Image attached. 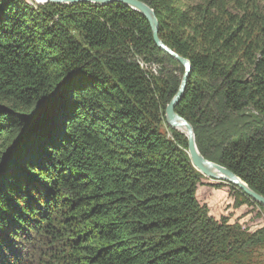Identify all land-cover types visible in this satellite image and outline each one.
<instances>
[{
  "label": "trees",
  "instance_id": "16d2710c",
  "mask_svg": "<svg viewBox=\"0 0 264 264\" xmlns=\"http://www.w3.org/2000/svg\"><path fill=\"white\" fill-rule=\"evenodd\" d=\"M137 1L191 65L175 113L199 154L264 198V129L235 128L249 109L264 122V12ZM138 60L161 64L159 74ZM183 74L123 4L0 0V264H243L238 238L264 230L212 217L186 138L161 132ZM43 103L49 111L18 143Z\"/></svg>",
  "mask_w": 264,
  "mask_h": 264
},
{
  "label": "rangeland",
  "instance_id": "374dc122",
  "mask_svg": "<svg viewBox=\"0 0 264 264\" xmlns=\"http://www.w3.org/2000/svg\"><path fill=\"white\" fill-rule=\"evenodd\" d=\"M31 6H37L33 0H26ZM229 4H235V8L249 4L254 6L258 12H264V0H228ZM232 8V5H231ZM235 11V10H233ZM141 67L144 68L150 75L157 76L162 67L159 63H145L143 60H138ZM159 70V71H158ZM180 74L179 72L176 73ZM245 117L238 119L235 122L236 129H242L243 134H249L254 131L264 129V122L256 112L251 109L244 112ZM249 116V118L247 117ZM237 116L234 117L236 119ZM178 130L171 129L167 126L166 121L161 126V132L168 140L173 139L172 132ZM184 136V135H183ZM185 137V136H184ZM201 184L199 185L198 195L201 204L207 207L209 213L215 219L221 217L227 218L228 224L237 225L247 234H254L257 230H264V212L260 211L253 205L248 204L242 197L235 194L225 182L212 181L202 175ZM243 244L241 253L238 259H241L243 264H264V238H238ZM37 247L31 249L30 255L37 259Z\"/></svg>",
  "mask_w": 264,
  "mask_h": 264
},
{
  "label": "water",
  "instance_id": "95a60500",
  "mask_svg": "<svg viewBox=\"0 0 264 264\" xmlns=\"http://www.w3.org/2000/svg\"><path fill=\"white\" fill-rule=\"evenodd\" d=\"M78 3H88L93 4L97 6L104 7L111 3H120L131 10L135 11L136 13L140 14L145 18V20L148 22L151 32H152V38L155 46L164 52L166 55L171 57L173 60H175L183 69L184 74L182 76L179 88L176 92V94L173 96V98L170 100L169 104L166 106L165 109V121L169 128L177 130L182 129V134L185 136L187 141V154L189 156L190 162L192 166L204 177L216 181V182H225L228 185L234 186L240 192L246 196L248 199L252 200L256 204L262 206L264 208V198L257 193L253 192L251 189H249L243 182L239 180L232 172H230L228 169L215 164L213 162H210L206 159H204L198 152L196 144H195V138L193 134V129L191 125L185 121L183 118L179 117L175 113V108L179 104V102L182 100L184 93L186 91L187 82L189 80L190 72H191V65L188 60L180 57L176 53H174L172 50L167 48L162 41L159 39L158 36V22L155 17V14L152 9H150L146 4L137 1V0H53L48 1L46 3H41L37 5H44V4H55V5H72V4H78ZM56 94H54V97ZM52 101V100H51ZM49 103V102H48ZM43 103V105L40 104V107H37L36 112H34L33 117L27 118V123L29 128L27 127V131L23 133L21 138L18 140V143L22 142L23 139L26 137L27 134H29L39 122L42 121V119L45 117L47 112L49 111V108L51 106ZM26 123V124H27ZM181 133V132H180Z\"/></svg>",
  "mask_w": 264,
  "mask_h": 264
},
{
  "label": "bare ground",
  "instance_id": "6f19581e",
  "mask_svg": "<svg viewBox=\"0 0 264 264\" xmlns=\"http://www.w3.org/2000/svg\"><path fill=\"white\" fill-rule=\"evenodd\" d=\"M36 4H43V3H46V2H48V1H53V0H33ZM179 132H183V130L182 129H177Z\"/></svg>",
  "mask_w": 264,
  "mask_h": 264
}]
</instances>
